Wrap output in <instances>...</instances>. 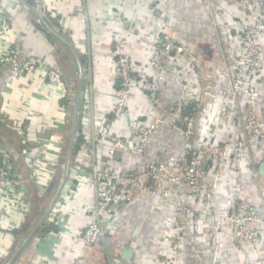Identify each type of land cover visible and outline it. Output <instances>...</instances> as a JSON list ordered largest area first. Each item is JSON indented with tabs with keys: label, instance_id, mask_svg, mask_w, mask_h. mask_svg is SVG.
Returning <instances> with one entry per match:
<instances>
[{
	"label": "crops",
	"instance_id": "0c3cea01",
	"mask_svg": "<svg viewBox=\"0 0 264 264\" xmlns=\"http://www.w3.org/2000/svg\"><path fill=\"white\" fill-rule=\"evenodd\" d=\"M116 1L34 0L32 4L26 0H0V50L18 46L23 55L43 56L52 66L61 67L64 62L75 65L71 71L75 75L66 81L72 97L56 102V105L50 104L45 98L44 85L36 76L23 77L12 89H4L0 95V109L7 114V118L1 123L4 127H0V141L4 144L10 142L3 132L7 130L9 133L8 129H12L14 123H21L27 136L38 140L40 135L44 136L39 133L42 125L50 124L55 117L58 120V112L62 110L69 117L71 125L69 141L75 132L71 164L83 154L85 148H75L78 133L90 142L96 132L93 121L112 118L118 89L112 45L115 35L129 34L117 23L115 14L122 15V19L128 21H140L148 15L152 21L149 25H152L158 20L155 16L159 8L157 6L162 3V18L169 22L166 29H177L173 36L168 34L175 41L184 43L181 41L183 35L193 25L197 30L202 28L209 36L211 34L212 41H208L209 38L197 40L195 46L193 40L185 42L190 46L188 49H191L197 66V72H191L193 84L189 85V91L191 94L200 91V98L203 86L209 79L221 72L222 67L237 62L244 51L245 37L241 22L245 19V11L242 6L229 4L226 0H200L205 7L201 10L196 6L191 8L183 5V0H148V4L146 0H129L132 2L129 7L124 0ZM173 3H180V7L175 8L179 14L177 18L171 14ZM192 12H197L199 18L196 21V17L188 15ZM39 13H47L52 18L50 30L42 24ZM262 17L264 19V14ZM151 27L150 30L146 29L149 32L142 31L139 36H131L132 39L128 36L129 50L138 55L136 61L139 55L148 53L142 68L149 63L152 51ZM201 41L203 44H199ZM205 45L212 46L214 50L209 59L213 58L216 62L222 60L219 64L211 66L214 63L204 61L208 54H203L200 49ZM227 45L229 51H226ZM262 48L264 51L263 44ZM261 63L264 68V53ZM80 64L83 67V80L81 77L75 80L80 75ZM136 74L139 78L153 76V72ZM179 75L182 78L185 73L179 72ZM232 77L231 72H228L222 81L213 84L216 92L213 110L204 121L196 122L195 143L214 142L228 147L227 163L216 190L210 196L212 209L216 210L219 218H228L238 208H255L264 218V173H261V170L264 171V146L245 126L247 108L242 97L239 98L235 116L231 120L226 117ZM256 86L264 99V80ZM179 109L180 99L172 81L159 84L155 102L136 91L129 99L127 118L111 121L109 133L133 142L136 137L130 124L146 122L154 116L164 118L171 125L160 126L155 130L147 158L166 161L178 154L185 144L184 137L174 127L182 126L185 122ZM30 111L39 112L41 117H31ZM258 113L264 131V101L258 102ZM201 116L197 114L196 118ZM79 123L81 129L78 130ZM60 130L64 132L65 129L61 127ZM106 147V144L98 146L96 156ZM143 160L128 156L120 162H114L113 168L133 170ZM211 162V165L206 166L208 187L216 168V160L211 158ZM77 171L79 180L74 182L72 197L61 202L60 206L55 204L40 224L53 228L43 231L39 226L15 257L14 254L42 215L36 216L30 223V216L43 206L42 202L51 194L56 175L46 188H41L46 190L32 192L35 193L34 200L20 189L0 193V264L9 261L10 264H213V254L218 256L219 264H264V224L259 227L260 242L252 249H240L231 230L222 229L218 232L215 226L205 225L195 212L194 202H190L191 212L181 219V227L172 229V219L166 216L171 204L148 194L138 195L136 202L127 208L126 214L113 221L106 236L89 245L81 235L89 221L87 209L94 202L93 189L83 179L85 172ZM10 201L16 202V211L2 212L3 205ZM193 238L203 249L201 259L192 257L194 249L190 242Z\"/></svg>",
	"mask_w": 264,
	"mask_h": 264
},
{
	"label": "built area",
	"instance_id": "2783aa9c",
	"mask_svg": "<svg viewBox=\"0 0 264 264\" xmlns=\"http://www.w3.org/2000/svg\"><path fill=\"white\" fill-rule=\"evenodd\" d=\"M226 1L244 8L245 19L241 22L245 37L244 51L237 62L222 67L221 72L209 79V82L203 86L201 98L200 91L196 94L190 93L189 85L185 80L180 79L179 72L172 68L171 61H176L173 56L178 55L177 53L183 52L179 55L187 60L193 59L188 54L187 48L182 51L179 42L161 31L154 32L150 38L153 54L148 63L154 71L153 76L139 78L127 54V41L124 36L115 35L112 55L117 64L118 89L111 113L112 118L93 121L96 132L84 147L83 154L74 159L73 165L69 164L67 178L59 195L63 200L54 203L60 206L62 201L66 202L72 197L74 182L79 180L77 169L84 171L83 179L91 184L94 196V202L86 213L89 221L81 235L87 244H95L104 238L113 226V221L125 215L127 208L133 205L141 194L152 195L171 204L166 216L172 219L170 224L172 229L178 230L181 227V219L191 212L190 202H194L195 212L205 225L215 226L218 232L222 229L231 230L233 239L240 249H252L260 242L259 227L264 224V218L255 208L235 209L228 218L223 219L219 218L216 210L212 209L209 191L213 193L217 188V182L227 163L228 147L214 142H204L199 145L195 143L196 122L204 121L213 110L216 100L213 84L222 81L224 75L231 72L233 77L226 117L231 120L235 116L239 98L242 97L247 108L245 126L264 146V131L258 113V102L264 99L256 86L258 82L264 80V68L261 63L264 53L262 48L264 0ZM117 22L130 34L136 32L133 22L124 19H118ZM0 63L7 67L0 72V95L4 89H12L19 79L36 76L43 83L45 98L50 104L56 105V102L72 97V92L66 83L70 76L62 68L53 67L43 56H25L18 46H12L0 50ZM171 79L176 80L179 86L180 107L185 103L195 102L197 105L193 111L196 113L186 119L184 126H174L185 139L182 150L166 161L158 162L147 158L151 137L160 126L171 125L169 121L154 116L146 122L130 124L136 137L133 142L117 137L109 131L111 121L127 118L128 102L136 91L151 102H155L158 84ZM29 114L31 117H41L37 111H30ZM58 114V120L54 118L50 124L42 125L39 133L44 134L45 137L40 135L38 140L30 139L21 123H14L13 128L8 129L10 133H3L10 142L4 144L0 141V193L20 189L25 195H29L33 191L46 190V186L62 166L60 161L67 147L66 134L71 131V127L66 128L70 125L66 113L60 110ZM197 114L202 116L196 118ZM6 118L7 114L0 109V123ZM61 127L65 129L64 132L60 130ZM104 144L107 147L102 148L99 156H96V148ZM128 156L145 160L133 170L113 168L114 162H120ZM211 158L216 160V168L213 172V181L208 188L206 166ZM42 187L45 188L41 189ZM16 209V202L10 201L3 205L2 212L16 211ZM214 242L218 244L217 240ZM190 243L194 249L192 257L201 259L202 247L194 238ZM197 245L199 247H196ZM212 263L219 264L216 254L212 256Z\"/></svg>",
	"mask_w": 264,
	"mask_h": 264
},
{
	"label": "rangeland",
	"instance_id": "374dc122",
	"mask_svg": "<svg viewBox=\"0 0 264 264\" xmlns=\"http://www.w3.org/2000/svg\"><path fill=\"white\" fill-rule=\"evenodd\" d=\"M119 1V0H118ZM118 1H116V3L118 2ZM125 1V4H126V6H130L129 4H131L132 2L131 1H129V0H124ZM162 2H163V0H161ZM146 2H147V4H148V0H146ZM158 2V1H157ZM144 3V2H143ZM145 4V3H144ZM174 4V3H173ZM178 5H176V4H174L173 5V7H174V9H173V11H171V14L172 15H174V16H176V18L178 17V12L177 11H175V8L177 9V8H179L180 7V3H177ZM182 4L183 5H187V6H191V8L192 7H199L201 10H204V5H202V3H201V1L200 0H183L182 1ZM197 4H199V5H197ZM201 6V7H200ZM147 7V6H146ZM157 7H159L158 8V10L156 11L157 12V14L155 15L156 16V18L158 19L154 24L153 23H151L152 25H149L150 24V18H149V16L147 15L143 20H133V21H131V22H133L134 24H135V26H136V29H135V33H129L128 31V33L129 34H125L124 35V38H125V40L127 41L126 42V44L128 43V36H132V37H136V36H139L141 33H142V31H145L146 29L147 30H150V26H152L151 28H153L151 31H152V34L154 33V32H156V31H161V32H163L164 33V30H166V24L168 23L169 24V22L166 20V19H164V18H162V16H164L163 14V10L161 9V7H164L163 5H162V3L161 4H158V6ZM141 9H143V7L141 8ZM192 10V9H191ZM148 11V10H147ZM40 14V16H41V18L43 19L45 16H44V13H39ZM188 15H191L190 17H196L195 18V21H196V19L197 18H199L198 17V15H197V12H192V13H188ZM20 16H22V13L20 14ZM115 16H117V19H119V20H122V15H120V14H115ZM113 17V16H112ZM192 17V18H193ZM115 18V17H114ZM175 19V18H174ZM152 22V21H151ZM172 22H174V21H172ZM118 23V22H117ZM51 24L49 25V28H51ZM194 27L193 28H191L190 30H188V32L185 34V35H183V40H181V41H183L184 43H182L181 44V49H182V51L184 50H186V48H187V50H188V54L191 56V57H193V55H192V51H191V49H188L189 47H188V45L187 44H185V42L186 41H188V39L190 40V41H192L193 43H194V46H195V44H196V41L198 40H201V39H203V40H207V38H209L208 39V41H212L211 40V34H210V36H209V33H207V32H205L202 28L201 29H199V30H197L196 29V27H195V25H193ZM186 29V28H185ZM54 30V29H53ZM139 30V31H138ZM146 30V32H149V31H147ZM54 31H56V30H54ZM126 31V30H125ZM145 32V33H146ZM56 34V33H55ZM181 35V34H180ZM122 36V35H121ZM132 37H131V39H132ZM195 41V42H194ZM187 43V42H186ZM199 44H203V42L201 41ZM198 44V45H199ZM127 46H128V44H127ZM151 47H152V51H151V53H150V58H149V62H150V59H151V56H152V54H153V44L151 43ZM212 46H208V45H205V47L204 48H199L200 50H202V53L204 54H208V57H206L205 58V60L204 61H207V62H209L210 64H212V63H214L213 65H211V66H214V65H216V64H219L222 60H220L219 62H216V60L214 61L213 60V58H210L209 59V56H212L213 54H214V50H213V48H211ZM198 49V50H199ZM206 51H208V53L206 52ZM226 51H229V46L227 45V47H226ZM181 53H183V52H181ZM181 53H177L178 55H174L173 56V59H175L176 61L174 62V61H171V65H172V68L173 69H175V70H177V72H184L185 73V76L183 77L182 76V78L186 81V83L188 84V85H192L193 84V77H192V75H191V72H197V66H196V63H195V60H193L192 58H189V60H187L186 58H183L182 56H180L179 54H181ZM127 54H128V56H129V58L131 59V61H132V68H133V70H134V72H145V73H148V72H154L153 71V69H152V67L149 65V64H147V65H145V67L144 68H142L141 67V65L142 64H144V58H145V56H146V54H148L147 52H146V54H142V55H139V58L137 59L138 61H136V58L138 57V55H136V54H133L130 50H129V47H127ZM189 56V57H190ZM194 58V57H193ZM114 63H115V66H116V70H117V64H116V60H114ZM216 63V64H215ZM74 63H72V62H64V63H61V67L60 68H62L64 71H66V73L68 74V76H74L75 74H71V71L74 69V67H75V65H73ZM52 65V64H51ZM136 65V66H135ZM53 67H56V66H53ZM137 68H140V71H137ZM117 72H118V70H117ZM76 75H78V72H77V74ZM88 77V76H87ZM79 78H80V76L79 77H75V80H79ZM179 78L180 79H182L181 77H180V75H179ZM90 79H88V82H90L89 81ZM196 80V79H195ZM170 81H172L175 85H176V87H177V92L179 93V86H178V84H177V81L176 80H173V79H171ZM166 82V81H165ZM165 82H163V83H165ZM196 82V81H195ZM161 84V83H160ZM158 86H159V84H158ZM190 87V86H189ZM180 94V93H179ZM179 94H178V96H179ZM85 107H87V106H85ZM52 113V112H51ZM54 114H56V112H54ZM59 115V114H58ZM56 118V117H55ZM69 128V127H68ZM69 133H71V131L70 132H68L67 133V137H68V134ZM68 142H69V139L67 140V145H68ZM63 160H64V156L61 158V161H60V164L62 165V163H63ZM70 161H71V158H70ZM72 162V161H71ZM71 162H70V165H71ZM72 165H73V163H72ZM61 169H62V166H61V168H60V170H59V172H57V174H56V182L54 181V189L52 190V192H51V194H49V196H47V198L45 199V204L43 205V208H41V210H40V213H39V215L41 214V213H43V211H44V209L46 208V206L49 204V202H50V200H51V198H52V196H53V194H54V191L56 190V188H57V186H58V183H59V179H60V175H61ZM69 171V170H68ZM210 181H213V174H212V178H211V180ZM208 187V186H207ZM208 188H210V186L208 187ZM209 194H210V196H211V190L209 191ZM52 195V196H51ZM57 200H63L62 199V197L61 196H59L58 198H57ZM56 200V201H57ZM63 202V201H62ZM60 204H62V203H60ZM50 212V211H49ZM38 215V216H39Z\"/></svg>",
	"mask_w": 264,
	"mask_h": 264
},
{
	"label": "trees",
	"instance_id": "16d2710c",
	"mask_svg": "<svg viewBox=\"0 0 264 264\" xmlns=\"http://www.w3.org/2000/svg\"><path fill=\"white\" fill-rule=\"evenodd\" d=\"M28 3H34V0H26ZM46 15H44L45 17H44V21L46 22V23H50L51 24V20H52V18H50V16H49V14H47V13H45ZM173 29H175V28H173ZM173 29H171V28H169V29H166V30H164V34L165 35H172L173 36V34H175V32H177V29L176 30H173ZM45 34L47 35H49L50 36V34L49 33H47L46 31H45ZM168 35V36H169ZM50 38H52V37H50ZM173 38V37H172ZM83 63H84V61H82ZM6 66H4V64H1L0 63V72H2V71H4V70H6ZM64 72H66V71H64ZM197 105V103H195V102H191V103H185V104H183L181 107H180V109H179V114H180V116H182V117H184V119H185V121H186V119L189 117V116H191V115H195V113L196 112H194L193 111V109H194V107ZM185 125V122H184V124L182 125V126H184ZM0 127H2V129H3V125L0 123ZM70 128L71 127V125H69V126H67L66 128ZM77 129L79 130V129H81V123H79L78 125H77ZM5 132L7 133V130H5ZM5 132H3V133H5ZM77 132H79V131H77ZM10 133V132H9ZM66 139L68 140V137H66ZM88 143H89V141L86 139V138H84V137H80L79 136V133H78V136L76 137V140H75V148H78V150L80 149L81 150V148H84V147H86L87 145H88ZM208 164H212V162L211 163H209V161H208ZM54 186V185H53ZM53 186H52V190H53ZM50 190H51V188H50ZM49 190V191H50ZM35 194V193H34ZM32 192L29 194L30 196V199H32V200H34V198H35V195H34ZM36 200V199H35ZM45 204V202L43 201L42 202V204ZM41 204V205H42ZM43 204V205H44ZM41 208H43V206L41 207ZM41 208L39 209V210H37L36 212H35V214L33 213V215H31L30 216V223H32V221H34V218L36 217V216H38L39 215V213H40V210H41ZM41 227V229L43 230V231H47V230H50V229H52L53 227L51 226V225H42V226H40ZM28 228H29V226H28ZM28 228H25V229H28Z\"/></svg>",
	"mask_w": 264,
	"mask_h": 264
},
{
	"label": "water",
	"instance_id": "95a60500",
	"mask_svg": "<svg viewBox=\"0 0 264 264\" xmlns=\"http://www.w3.org/2000/svg\"><path fill=\"white\" fill-rule=\"evenodd\" d=\"M40 20H41L42 24L45 26V28H47V30H50L49 26H47L46 22L41 17H40ZM80 77L83 80V67L81 66V64H80ZM74 137L75 136L73 134V136H72L71 140L68 142L67 148L65 150V155H64V160H63V163H62L61 175H60L58 186H57V188H56V190H55V192H54L49 204L47 205V207L43 211L42 215L40 216L39 220L37 221L36 225L31 230V232L28 234V236L23 240L22 244L19 247V250H17L16 253L14 254V257L19 253V251L27 243V241L32 236V234L35 232V230L43 222V220L47 216L48 212L51 210V208L53 207L54 203L56 202L58 196L60 195V192H61V190H62V188L64 186V183L66 181V178H67L68 167H69L70 158H71V155H72ZM261 173H264V171L261 170ZM14 257L12 259H14ZM7 264H10V261Z\"/></svg>",
	"mask_w": 264,
	"mask_h": 264
}]
</instances>
